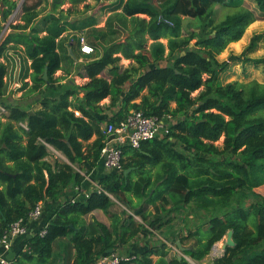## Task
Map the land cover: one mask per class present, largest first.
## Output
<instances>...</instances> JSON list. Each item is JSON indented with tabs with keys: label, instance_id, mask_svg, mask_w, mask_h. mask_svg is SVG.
<instances>
[{
	"label": "trees",
	"instance_id": "16d2710c",
	"mask_svg": "<svg viewBox=\"0 0 264 264\" xmlns=\"http://www.w3.org/2000/svg\"><path fill=\"white\" fill-rule=\"evenodd\" d=\"M29 1L22 4L19 22H9L11 32L0 45V106L8 111L0 117V237L37 204L49 201L56 207L45 223L46 235L30 236L29 249L20 254L28 260L45 262L54 244L69 238L75 253L73 261L65 253L64 264H94L155 231L178 248L179 242L184 255L200 262L232 231L235 246L213 264H264V196L256 191L264 185V82L222 84L220 76L230 61L240 59L218 60L248 27L264 21V0H119L109 5L103 27H97L93 15L68 20L81 14L77 7L86 0H69L66 11L67 0H53L44 15L46 0ZM18 5L19 0H0V24ZM217 7L230 10L219 22ZM185 18L199 24L184 25ZM69 31L76 33L64 36ZM82 35L93 54L80 52ZM62 43L71 45L77 58H86L75 67V76L89 79L85 84L56 77L65 61L74 64ZM10 46L20 48L21 63L23 57L31 60L27 75L22 69L19 77L25 104L6 101L9 68L2 60ZM122 58L133 64L122 68ZM251 62L263 66L264 77V58ZM109 96V108L121 105L118 114L105 120L97 113L106 109L100 103ZM131 111L161 118L170 136L143 142L139 149L125 147L124 155L127 150L132 155L123 160L122 172L101 177L88 197L63 199L67 190L82 188L101 163L102 126L119 124ZM222 138L223 145H217ZM51 149L67 160L51 162L56 155ZM158 166L156 174L148 170ZM130 168L134 171L126 177ZM95 212L107 215L110 223L95 216L88 223L85 218ZM179 221L185 227L201 221L189 230L194 245L185 247L187 235L176 230ZM203 228L207 237L201 236ZM140 252L121 264H189L165 242Z\"/></svg>",
	"mask_w": 264,
	"mask_h": 264
},
{
	"label": "rangeland",
	"instance_id": "374dc122",
	"mask_svg": "<svg viewBox=\"0 0 264 264\" xmlns=\"http://www.w3.org/2000/svg\"><path fill=\"white\" fill-rule=\"evenodd\" d=\"M35 0H30V3H33ZM46 5L45 8H43L42 11V15H44L45 13H47L50 8H51V3L53 2V0H46ZM119 0H99V1H95V0H86V2L79 4V7H77L78 10H80L81 14H77V15H71L68 16V20L69 21H76L79 18L84 17L85 15H93L95 17H97V19H99V24L100 26H104L105 21L107 20V18L110 15V11H111V6L113 3L117 2ZM250 2V0H248ZM23 2V0H19V5L17 10L11 15V17L9 18V21L7 23L2 22L0 24V45L2 44V42L8 37L9 33L11 32V29L9 28V22L12 21L13 24H16L19 22L20 16H21V8L22 5L21 3ZM251 3V2H250ZM85 4H89V9L85 10L84 5ZM156 5V3H155ZM71 7L70 1L67 0L66 4L63 6V9L66 11ZM230 12V10L228 8H220L217 7V14H216V21L219 22L220 20H222L224 18V16L226 14H228ZM143 17V16H142ZM187 24H192V26L194 25L195 27L199 24L198 21L193 20V19H189V18H185L184 20V25ZM71 34H75V31L70 32ZM82 37H84L82 35ZM254 37H258V39L256 40L254 46L252 49L248 50L251 41ZM164 43H166V40H163ZM21 52L19 47L16 46H10L7 51H6V57L5 59H3L2 61L4 63H6L8 65L9 68V74L7 75L5 81H6V101L8 104H13L15 103V101H19L24 103V100H20L21 95L23 94V92H19L17 89H19L22 86V81H20V78L18 81L15 80V73H16V64L18 59L13 60L12 56H14L15 58H17L19 56V53ZM231 56H236L239 57L240 60H235V61H230L229 64V68L223 72L220 76V82L222 84H226V83H230V82H241V83H249L253 80H257L261 83L264 82V77H263V66H258L255 65L254 63H252V60H256V59H263L264 58V21H257L254 24H252L250 27H248V29L246 30L243 38L241 39V41L237 42V43H232L228 46V48L220 55L218 56V60L220 62H225V61H229ZM11 60V61H10ZM59 72V71H58ZM57 72V73H58ZM56 73V74H57ZM106 77H110L108 75L107 72H104ZM17 85V86H16ZM16 86V88H15ZM14 90H17L16 92ZM196 95V93L194 94ZM8 114V112H7ZM77 114V112H76ZM4 116V115H3ZM0 116V117H3ZM79 116V115H78ZM102 132L104 130V125L101 128ZM224 142V138H222L217 145L222 146ZM180 151H184V147L179 146ZM53 151V149H51ZM55 152V151H53ZM56 155H52V157L49 158V160L51 162L54 161V159L59 158L61 160L66 161L67 159L65 158V156L59 152H55ZM159 170L160 168L157 167ZM90 191V190H88ZM93 191V190H92ZM260 194H262L264 196V185L260 188H257V190ZM119 207H121L122 209L126 210L125 206H122L120 204H118ZM152 209V207H151ZM129 213L133 214L131 211H128ZM97 218L99 220H103L106 223H110V219L107 215L103 214V213H99L97 215ZM135 219L142 223V220L139 216H135ZM204 221H206V219H204ZM186 222L183 221H179L177 224V228L176 230H183V233H185L184 235L186 237V239L184 240V245L185 247H190L192 245H194L196 239L195 238H190L188 237L190 235V227L192 228V231H194V229L197 228L198 225H201V221H196L195 222H191L189 223V226L185 227ZM251 228H253L251 226ZM205 228H203V230L201 231V236L203 237H207L209 232L207 230H204ZM145 235V236H144ZM145 237V238H144ZM176 238H178V236L176 235L173 239V241H176ZM226 239L227 237H225L222 241H220L219 243L216 244V247L214 250L211 251L210 255H208L204 260L202 261H197L187 255H184L183 247H176L175 243H171L168 242L164 239V236L159 234V232H155V231H149V233H143L142 236H140L137 239L138 245L136 244H132L129 245L128 247H125L126 249H121L119 251H117V254L123 255V256H131V257H136L139 252L144 251L148 248H150L151 245L157 244V243H161V242H165L169 248V250L171 249L172 253L174 256H177L179 258L182 257V255H184V258L186 261H188L189 264H213L214 261L221 257L223 255V245L226 243ZM178 242V241H177ZM138 249V252H137ZM216 251V252H215ZM140 252V253H141ZM111 254V253H110ZM182 254V255H181ZM158 257H154V261H157Z\"/></svg>",
	"mask_w": 264,
	"mask_h": 264
},
{
	"label": "built area",
	"instance_id": "2783aa9c",
	"mask_svg": "<svg viewBox=\"0 0 264 264\" xmlns=\"http://www.w3.org/2000/svg\"><path fill=\"white\" fill-rule=\"evenodd\" d=\"M80 52L84 55L94 53V47L85 37L80 39ZM7 110L0 106V116L7 115ZM25 128L26 126L23 125ZM103 133L106 137L105 146L101 153V162L107 171L122 172L124 148L139 149L143 142L164 139L170 136V126L157 116H148L142 111H131L119 124L106 123ZM43 213L42 203H39L25 218L13 222L0 237V264H13L7 257L15 240L26 236L41 237L47 233V225L33 235V225ZM136 257L123 256L116 252L103 256L94 264H121Z\"/></svg>",
	"mask_w": 264,
	"mask_h": 264
},
{
	"label": "crops",
	"instance_id": "0c3cea01",
	"mask_svg": "<svg viewBox=\"0 0 264 264\" xmlns=\"http://www.w3.org/2000/svg\"><path fill=\"white\" fill-rule=\"evenodd\" d=\"M95 18H96V21L98 24L97 27H103V26H100L99 19H97V17H95ZM70 22L73 23V21H70ZM70 32H72V31L65 33L64 36L68 35V33H70ZM44 34L45 33H43L41 35H44ZM83 36H85V35H83ZM67 45L68 44H66V43H64V44L62 43L61 46H63L64 49L67 48L68 55H70L74 58V64H71L70 62L65 61L63 63V67H64L63 71L62 70L59 71L56 74V77H65V82L68 80L70 82H72L71 79H74L76 84L83 85L86 82H88L89 79L75 76V70H76L75 67H76V63H79V64L85 63L86 58H84V56H82V55L79 56L80 58H77L74 55L73 47L71 45L70 46H67ZM70 50L72 51L73 55L70 54ZM18 57L15 58L14 56H12L13 60L18 59L17 64H20V66H21L20 73H21V70L23 69V74L27 75L28 68L31 65V60H26L25 57H23V63H21L19 61ZM17 64H16V69H17ZM131 64H133L131 61L122 58L120 65L123 68V67H128ZM29 73H32V71H29ZM80 73L82 75H85V71L83 69L80 70ZM103 76L104 77L106 76L105 73L103 74ZM19 77H20V74H19ZM26 81L30 85H32L30 77L27 78ZM16 86H15V88H16ZM17 90H14V91L16 92ZM146 94H147V91H145L143 93V95H146ZM81 96H83V94H81ZM140 101H141V99L137 100L136 102L140 103ZM110 104H111V97L110 96L105 98L104 100H102V102L100 103V106H102L106 109L102 113H97V115H98L97 117L108 120V119L114 117L116 114H118V112L120 111V105H121L120 101L117 102V104L112 108H109ZM173 107H175V104H173ZM76 115H80V113L77 112ZM131 155H132V153L129 150H127V152H125V155H124V160L128 161L129 157H131ZM158 167L161 168L160 166H158ZM130 169H132L131 172L134 171V168H130ZM148 170H151L153 174H156L157 172L160 171L157 167L148 168ZM108 173H110V171H107L104 168L103 163L101 162L99 164V166L94 170V172L89 177L86 178V181L84 182L82 188L75 187V188H71V189L67 190L62 195L63 199L72 198V199H76V200L79 199L80 200L83 197H88L92 190L98 189V184H97L98 180ZM153 179H155V177ZM88 190H90V191H88ZM42 206H43V213H42V216L40 217V219L37 222H35L33 225V230H34L33 235L36 233V231L38 232V230H40L45 225V223H47L49 221V219H50V217H51V215H52V213L56 207L55 203H51L49 201L42 203ZM99 213H102V212H95L94 214L86 217L85 220L89 223L91 220L94 219V216L97 218V215ZM134 218H135V216H134ZM100 221L104 222L103 220H100ZM104 223H106V222H104ZM106 224H109V223H106ZM180 232H182V230H180ZM29 238H30V236H26V237H21V238H18L17 240H15L12 249L10 250V252L7 255L8 258H11V259L16 258L15 261L12 260V261H14L13 264H64L65 263V257H66L65 253H67L68 256L71 258V260L73 261V256H74L75 252L72 249L71 241L69 238L58 240L53 246V255L51 257H49L45 262H42V261L40 262L37 260V258L28 260V259L22 257L20 254L29 249L28 246H26V240ZM133 245H134V243H133ZM182 257H184V255H182Z\"/></svg>",
	"mask_w": 264,
	"mask_h": 264
},
{
	"label": "water",
	"instance_id": "95a60500",
	"mask_svg": "<svg viewBox=\"0 0 264 264\" xmlns=\"http://www.w3.org/2000/svg\"><path fill=\"white\" fill-rule=\"evenodd\" d=\"M23 2H24V0H23ZM23 2L21 3V5L23 4ZM161 21H163L162 18H161ZM192 46H193V45H191V47H192ZM70 54L73 55L71 50H70ZM20 69H21L20 64H17V69H16V73H15V79H16V81H18V79H19ZM47 70H48V68L46 67V68H45L44 75H43V78H44L45 80H47V78H48ZM131 171H132V169H128V170H126L125 173H124L125 176L127 177V175H128ZM232 237H233V232H232V231L228 232V234H227V239H226V243L223 245V252L226 250V248H227L228 246H229V247H233V246H235V243H234ZM177 244L181 247V245H180L179 242H178ZM215 247H216V246H214L213 250L215 249ZM109 253H113V252L110 251ZM181 259H182V257L179 258V260H181Z\"/></svg>",
	"mask_w": 264,
	"mask_h": 264
},
{
	"label": "bare ground",
	"instance_id": "6f19581e",
	"mask_svg": "<svg viewBox=\"0 0 264 264\" xmlns=\"http://www.w3.org/2000/svg\"><path fill=\"white\" fill-rule=\"evenodd\" d=\"M216 252V251H215Z\"/></svg>",
	"mask_w": 264,
	"mask_h": 264
},
{
	"label": "clouds",
	"instance_id": "9594fccd",
	"mask_svg": "<svg viewBox=\"0 0 264 264\" xmlns=\"http://www.w3.org/2000/svg\"><path fill=\"white\" fill-rule=\"evenodd\" d=\"M12 22V21H11Z\"/></svg>",
	"mask_w": 264,
	"mask_h": 264
}]
</instances>
